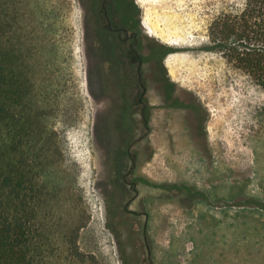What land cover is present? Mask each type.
Listing matches in <instances>:
<instances>
[{"label": "rangeland", "instance_id": "rangeland-1", "mask_svg": "<svg viewBox=\"0 0 264 264\" xmlns=\"http://www.w3.org/2000/svg\"><path fill=\"white\" fill-rule=\"evenodd\" d=\"M245 1L136 0L143 44L149 48L148 38H155L174 48L164 63L185 104L164 107L155 65H146L156 108L151 134L132 148L136 176L151 185L139 183L131 208L148 210V240L141 230L133 233L134 215L110 199L123 96L110 85L114 75L99 51L88 2L24 0L35 52L33 99L52 137L42 176L54 194L40 218L51 236L44 264H264V92L211 48L214 20ZM115 36L123 52L124 37ZM196 102L207 118L206 136L191 139L195 114L200 126ZM136 118L138 138L147 131ZM123 154L126 172L131 161Z\"/></svg>", "mask_w": 264, "mask_h": 264}, {"label": "trees", "instance_id": "trees-1", "mask_svg": "<svg viewBox=\"0 0 264 264\" xmlns=\"http://www.w3.org/2000/svg\"><path fill=\"white\" fill-rule=\"evenodd\" d=\"M86 1L95 34L101 40L100 53L109 60L123 62L126 54L121 49L118 53L111 34L100 36L98 0ZM120 5L118 9L122 11ZM129 5L136 15L135 29L141 34L139 5L136 0H129ZM26 8L24 0H0V264H44L42 259L51 243L40 218L44 205L54 198L51 188L42 180L50 162L52 137L45 124L46 112L33 99L37 76ZM211 37V48L221 51L236 67L250 74L264 92V0H246L240 10L217 17ZM148 40L146 55L153 63L158 62L161 80L167 81L168 94L174 97L176 83L164 63L174 48L155 38ZM195 108L203 116L198 103ZM120 136L127 138L128 134ZM119 146L113 157L124 152L121 149L126 146Z\"/></svg>", "mask_w": 264, "mask_h": 264}, {"label": "flooded vegetation", "instance_id": "flooded-vegetation-1", "mask_svg": "<svg viewBox=\"0 0 264 264\" xmlns=\"http://www.w3.org/2000/svg\"><path fill=\"white\" fill-rule=\"evenodd\" d=\"M120 3L122 11L118 9ZM120 11L122 12V18ZM98 17V29L100 31V36L103 38V36H108L111 34V37L114 38L116 37V34L121 33V36L124 37L126 45L125 48H122L124 54H126L124 58L126 61L123 59V62L119 63V60L117 61L116 58L109 60V57L102 56L103 62L105 63V67H107L109 74L114 75V83H112L110 80V85H117L123 96L121 105H119L117 108L114 124L117 133L119 130L120 135L121 133L123 135L128 134V137L125 138L121 137L118 133L119 136L117 139L121 140L119 142L120 145H127L126 147H123L125 154L121 156H126L127 153L131 161V164L128 166L129 169L124 172L122 170L123 162H120V159L117 156L113 157L115 170L113 171L114 177L112 182L115 185L114 192L112 195H110V199L113 200L112 205L115 208L123 207L128 213L134 215V217L130 219L133 233L135 235H140L141 230L143 231V235L147 237L148 240H150L149 234L147 232L148 225L150 223V216L147 215L148 210H146L144 206L139 210L132 209L131 207L140 193L138 187L139 183L147 182L149 185H151V182L147 181L148 179L144 176L141 178L136 176V170L139 165L137 162L138 153L134 152L132 147L137 139L144 140L148 138L152 131L151 125L156 106L151 102L149 95L150 89L147 83L148 76L146 74V65H151L152 61H150L145 52L146 48H148L147 45L140 41L139 34L135 29L134 22L136 20V15L134 13V9L129 5V0H98ZM100 42L101 40H99V45ZM111 65L114 66V69L111 67ZM153 65H155L153 69V76L160 87L161 97L163 98V106L174 109L185 108V104L181 102L179 97L169 96V91L167 90V81L164 79L161 80L162 73L159 72L160 65L158 62L154 63ZM176 91L177 89H173L172 93L175 94ZM195 111H197L199 116V111L196 108ZM138 114L140 117H142L141 121L143 122L147 133L145 132L143 135L136 138V115ZM196 118L197 115L195 114L193 121H189L188 123V130L191 128L194 130V135L190 136L191 139L206 135V132L204 131L206 129L205 124L202 126V121L203 123H206L204 115L200 117V120H198L200 126H197L195 122ZM196 126L200 128V131H197ZM118 127H122V129H118ZM122 157L121 161H123ZM114 195L117 196L113 198ZM143 215H145L144 218L142 217ZM135 240L139 242V236L136 237ZM151 247V244H148L149 251Z\"/></svg>", "mask_w": 264, "mask_h": 264}, {"label": "bare ground", "instance_id": "bare-ground-1", "mask_svg": "<svg viewBox=\"0 0 264 264\" xmlns=\"http://www.w3.org/2000/svg\"><path fill=\"white\" fill-rule=\"evenodd\" d=\"M148 23H149V22H148ZM148 23H147V24H148ZM149 25L151 26L152 24H149ZM145 26H146V25H145ZM146 27H147V26H146ZM152 28H153V27H152ZM152 28H151V29H152ZM154 32H155V31H154ZM154 32H153V34H154ZM193 39H194V38H193ZM193 39H192V40H193ZM197 39H198V38H197ZM199 41H200V40H199ZM166 42H167V41H166ZM171 42H174V41H171ZM171 42H170V44H171ZM194 43H195V42H194ZM200 43H201V42H200ZM190 44H191V43H190ZM196 44H198V43H196ZM179 45H180V44H179ZM173 46H174V44H173ZM172 48H173V47H172ZM175 56H176V55H175ZM177 56H178V55H177ZM169 59H170V58H169ZM172 59H173V58H172ZM169 61L171 62V60H169ZM173 62H174V61H173ZM175 64H176V63H175ZM167 65L170 67V64H169V63H167ZM172 68H173V67H172ZM173 71L175 72L174 69H173ZM173 71H172L171 73H173Z\"/></svg>", "mask_w": 264, "mask_h": 264}]
</instances>
